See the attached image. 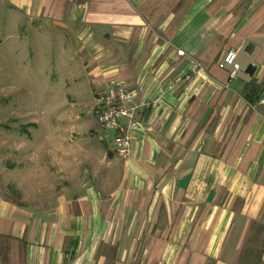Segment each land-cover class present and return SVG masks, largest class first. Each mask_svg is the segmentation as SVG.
I'll use <instances>...</instances> for the list:
<instances>
[{
    "label": "crops",
    "instance_id": "crops-1",
    "mask_svg": "<svg viewBox=\"0 0 264 264\" xmlns=\"http://www.w3.org/2000/svg\"><path fill=\"white\" fill-rule=\"evenodd\" d=\"M6 1L24 21L0 41L31 26L67 103L122 85L140 125L123 158L78 114L37 146L3 119L0 264H264V0Z\"/></svg>",
    "mask_w": 264,
    "mask_h": 264
},
{
    "label": "rangeland",
    "instance_id": "rangeland-1",
    "mask_svg": "<svg viewBox=\"0 0 264 264\" xmlns=\"http://www.w3.org/2000/svg\"><path fill=\"white\" fill-rule=\"evenodd\" d=\"M16 14L19 21H24L22 14ZM16 14L6 0H0L1 40L12 30L9 24ZM22 30L27 34L24 41L17 42L14 38L0 41V128L6 126L3 119L10 118L8 124L25 134L36 131V138L29 140L28 145L37 146L49 141L43 130L53 131L58 127L64 130L70 125L69 116L78 114L82 116L77 122L78 132L91 126L101 133L95 114L97 99L90 96L73 106L67 103L66 98L72 92L71 76L66 74L61 59L56 58L53 63L54 59L41 57L30 34L31 26L24 25ZM68 83L70 86L66 88ZM45 119L52 121L47 124ZM31 121H38L39 127H34Z\"/></svg>",
    "mask_w": 264,
    "mask_h": 264
},
{
    "label": "built area",
    "instance_id": "built-area-1",
    "mask_svg": "<svg viewBox=\"0 0 264 264\" xmlns=\"http://www.w3.org/2000/svg\"><path fill=\"white\" fill-rule=\"evenodd\" d=\"M178 54L183 55L184 51L179 50ZM223 64L231 67L230 77L234 78L240 69V63L237 61V51H228L223 57ZM202 68L200 63H195L192 71H190L192 73H187L179 78L168 79L158 90L157 94L148 99L146 103L159 101L169 90L189 80L192 74H197ZM134 96L135 92L127 89L125 86L112 85L98 94L97 105L95 107V114L100 127L105 130L115 131L112 143L115 146L117 154L123 158L130 157L134 141V131L140 125L136 113L137 107L131 105ZM262 102H264V98Z\"/></svg>",
    "mask_w": 264,
    "mask_h": 264
}]
</instances>
